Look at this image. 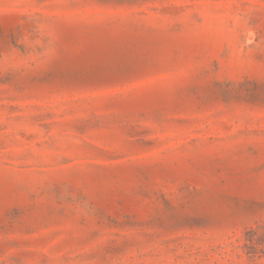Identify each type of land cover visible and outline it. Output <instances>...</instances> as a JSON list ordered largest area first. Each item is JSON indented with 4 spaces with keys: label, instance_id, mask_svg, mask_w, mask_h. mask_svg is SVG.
<instances>
[{
    "label": "rangeland",
    "instance_id": "obj_1",
    "mask_svg": "<svg viewBox=\"0 0 264 264\" xmlns=\"http://www.w3.org/2000/svg\"><path fill=\"white\" fill-rule=\"evenodd\" d=\"M0 264H264V0H0Z\"/></svg>",
    "mask_w": 264,
    "mask_h": 264
}]
</instances>
